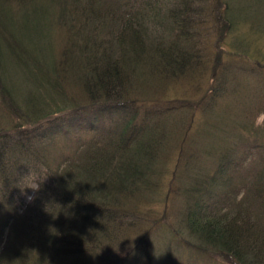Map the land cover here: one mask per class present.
Returning <instances> with one entry per match:
<instances>
[{
  "label": "trees",
  "instance_id": "1",
  "mask_svg": "<svg viewBox=\"0 0 264 264\" xmlns=\"http://www.w3.org/2000/svg\"><path fill=\"white\" fill-rule=\"evenodd\" d=\"M231 10L0 0V264H156L151 240L199 147L212 161L182 203L188 248L264 264V117L230 114L234 82L264 81V56L235 51L248 38ZM220 127L226 143H197Z\"/></svg>",
  "mask_w": 264,
  "mask_h": 264
},
{
  "label": "rangeland",
  "instance_id": "2",
  "mask_svg": "<svg viewBox=\"0 0 264 264\" xmlns=\"http://www.w3.org/2000/svg\"><path fill=\"white\" fill-rule=\"evenodd\" d=\"M229 3L232 5V10L229 14L233 18L240 19L243 22L241 30L246 33V37L248 38V46L239 47L235 51L246 50V54L253 59L252 50H256L258 58H263L264 0H229ZM250 38L253 40L251 41ZM229 42L238 44L234 38H230ZM234 85L233 89L235 90L233 91L236 92V101L230 114H239L245 108L248 116L250 118L254 116L255 122L259 123L263 119L264 114H258L256 107L258 102H261L262 107H264V81L252 79L251 75H249L247 78L238 79L234 82ZM212 132L213 142L205 135L203 138H199L197 143H201L203 147H210L212 143H226L227 140H230L229 135L222 127ZM201 149L202 147H199L200 161L195 166L196 172L194 174L191 172L190 176L187 177L189 181L183 179L186 175L184 172L181 174V177L177 175L175 177L174 186L177 189L172 191V199L167 201V214L165 216L167 222L163 228V232L151 240L152 255L156 264H168L169 261L174 262V264H203L204 257L198 256L188 248V243L190 241L193 242V239L187 233L183 221L181 222L180 214L183 200L188 194L186 191L187 187L193 182L199 171H203L204 167L209 166L212 161V158L204 155ZM251 155L255 157L257 153L249 150L246 157H250Z\"/></svg>",
  "mask_w": 264,
  "mask_h": 264
}]
</instances>
